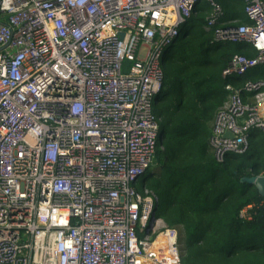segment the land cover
Returning a JSON list of instances; mask_svg holds the SVG:
<instances>
[{"label": "built area", "instance_id": "built-area-1", "mask_svg": "<svg viewBox=\"0 0 264 264\" xmlns=\"http://www.w3.org/2000/svg\"><path fill=\"white\" fill-rule=\"evenodd\" d=\"M236 1L247 24L218 0H0V264H186L137 181L161 149L165 61L201 2L211 44L254 53L222 72L214 158L264 136V82L234 86L264 65V0Z\"/></svg>", "mask_w": 264, "mask_h": 264}, {"label": "trees", "instance_id": "trees-1", "mask_svg": "<svg viewBox=\"0 0 264 264\" xmlns=\"http://www.w3.org/2000/svg\"><path fill=\"white\" fill-rule=\"evenodd\" d=\"M218 3L226 21L248 23L241 2ZM196 11L165 61L156 108L161 149L139 190L157 197L155 218L177 230L183 263L264 264V199L240 182L264 175V136L250 129L247 152L227 154L220 163L209 146L215 116L229 95L230 79L222 72L234 55L254 53L242 43L211 44L212 31L203 29L210 8L201 2ZM234 79L238 88L244 81L264 82V65Z\"/></svg>", "mask_w": 264, "mask_h": 264}, {"label": "water", "instance_id": "water-1", "mask_svg": "<svg viewBox=\"0 0 264 264\" xmlns=\"http://www.w3.org/2000/svg\"><path fill=\"white\" fill-rule=\"evenodd\" d=\"M224 138L231 139L233 138V135L230 133H225ZM240 182L242 184H246L249 186H253L259 193V195L264 199V175L261 176H255V177H243ZM156 209V206L154 208V211Z\"/></svg>", "mask_w": 264, "mask_h": 264}, {"label": "rangeland", "instance_id": "rangeland-1", "mask_svg": "<svg viewBox=\"0 0 264 264\" xmlns=\"http://www.w3.org/2000/svg\"><path fill=\"white\" fill-rule=\"evenodd\" d=\"M140 55H141V57H145V51L142 50ZM262 70H263V69L260 68V69H259V72H261ZM151 169H153V166L151 167ZM154 170H156V167H154ZM146 176H147V174L144 175V177H146ZM144 177L140 178L139 182L142 181ZM241 215H242V216H245V211H243V212L241 213Z\"/></svg>", "mask_w": 264, "mask_h": 264}, {"label": "bare ground", "instance_id": "bare-ground-1", "mask_svg": "<svg viewBox=\"0 0 264 264\" xmlns=\"http://www.w3.org/2000/svg\"><path fill=\"white\" fill-rule=\"evenodd\" d=\"M173 51H174V49L171 50V53L169 54V56L173 53ZM139 180L140 179H138L137 183H142L144 179L142 181H140V182H139Z\"/></svg>", "mask_w": 264, "mask_h": 264}, {"label": "clouds", "instance_id": "clouds-1", "mask_svg": "<svg viewBox=\"0 0 264 264\" xmlns=\"http://www.w3.org/2000/svg\"><path fill=\"white\" fill-rule=\"evenodd\" d=\"M188 31V30H187ZM160 94V93H159ZM156 108H157V105L155 107V112H156ZM158 117V116H157ZM159 119V118H158ZM261 133V132H260ZM242 155V154H241ZM148 174H150V170L147 172ZM156 206V205H155Z\"/></svg>", "mask_w": 264, "mask_h": 264}]
</instances>
